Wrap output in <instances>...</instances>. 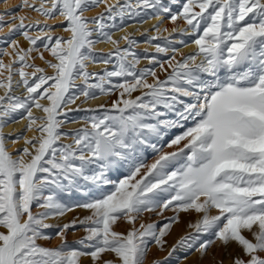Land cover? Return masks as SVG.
Listing matches in <instances>:
<instances>
[{
	"label": "snow or ice",
	"instance_id": "obj_1",
	"mask_svg": "<svg viewBox=\"0 0 264 264\" xmlns=\"http://www.w3.org/2000/svg\"><path fill=\"white\" fill-rule=\"evenodd\" d=\"M126 20L156 21L143 53ZM5 27L0 264H184L216 244L264 264V0H21Z\"/></svg>",
	"mask_w": 264,
	"mask_h": 264
},
{
	"label": "rangeland",
	"instance_id": "obj_2",
	"mask_svg": "<svg viewBox=\"0 0 264 264\" xmlns=\"http://www.w3.org/2000/svg\"><path fill=\"white\" fill-rule=\"evenodd\" d=\"M20 2H21V0H7V3H4L3 0H0V13H3L6 9L14 8L16 5L20 4ZM100 10H102V9H97L96 11H100ZM24 14L25 13H20V15H24ZM29 15L31 16V19H33V20L37 18L35 13H31ZM88 15L89 16L95 15V12H90V13H88ZM132 22H135V21L134 20H126L125 21V25L130 24ZM49 23H52V22L49 21ZM7 31H8V29H7V27H5L4 31L0 32V38L5 37L7 35ZM54 35H67V34L66 33H62V32H56V33H54ZM13 38L18 39L20 41V44H21L22 47H27V43L23 40L22 37L17 35L16 37H13ZM146 38L147 37L140 35L136 39L140 43H143V41ZM183 39L187 43H191V39L192 38L188 37V36H185V37H183ZM0 46H3V45H0ZM177 47L180 48L182 46L181 45H177ZM145 48L144 47H136L135 51L138 52V53H143ZM95 51H97V50L95 49ZM148 51L151 53V52L154 51V49L151 48V49H148ZM97 52H99V51H97ZM45 55L47 57V54H45ZM3 59L5 60V62H7V57H4ZM36 63L38 65H40L41 67H43V65L40 63V61L37 60ZM138 67L143 68L145 66L142 65V66H138ZM101 68H99L97 70L89 68V70L90 71H99ZM48 74H51V70L50 69L48 70ZM77 103H80V102L78 101ZM96 104H98V103H96ZM96 104L93 103V104L84 105V106L82 105V107H92V106H95ZM81 115H83V113H72L71 114V118H76V117H79ZM69 124H71V123H69ZM73 124L74 125L72 127L64 128L63 131L70 132L71 130L79 128L81 126L80 124H77V123H73ZM19 130H17V131H19ZM62 142L67 143L68 141H62ZM17 148H19V147H17ZM171 150L172 149L165 148V151H171ZM146 155H147V162L151 163L153 158H154V154L151 152V150H149ZM34 211H35V209H34ZM86 214L87 213H85L83 210H79L78 209V210H76L74 212L69 213L68 215H66L65 217H63L59 221L51 220V221H49V223H53V224H55V223H63L65 221H67V220H70L74 216H81L82 217V216H84ZM166 215H171V213H166ZM153 219H156V217H153ZM188 219H189L188 216H185V215L182 214L181 215V223L176 225V226H174V228H176V227H180L181 228V230L179 232V236L183 235L187 231V229L185 227V223H186V221ZM127 228H128V225L126 223H124V222H118L117 225L115 226V230H117V231H126ZM76 235L79 236V235H81V233L77 232ZM74 238L75 237H73L71 234H69L68 239H69L70 243L72 242V240ZM173 242L169 243V245H171ZM58 243H59L58 240H53V241H51L49 246H55ZM238 251L239 250L236 248L235 245L230 246L227 249V251H225L218 244H216V245H213V246H211L209 248L207 255L203 259H200L199 254L194 252V251L192 253L188 254V259L184 262V264H220L221 261L223 262V264H231V256L236 254ZM177 254H179V253H177ZM162 255H164V254L163 253H158V252L155 251V249H153L150 252V254H149L148 261H151L153 258H160ZM148 261H146V264H148Z\"/></svg>",
	"mask_w": 264,
	"mask_h": 264
},
{
	"label": "bare ground",
	"instance_id": "obj_3",
	"mask_svg": "<svg viewBox=\"0 0 264 264\" xmlns=\"http://www.w3.org/2000/svg\"><path fill=\"white\" fill-rule=\"evenodd\" d=\"M156 23V21L155 20H150L148 23H145V24H137L136 22H132V23H130V24H133V25H135L134 27H128V32H130V33H133V35L135 36V38H137V37H139L140 36V32H144L145 30H147V29H150L151 28V26L153 25V24H155ZM127 25H129V24H127ZM164 26L165 27H168V28H171L172 27V25L171 24H168L167 22H165V24H164ZM181 26H183L182 25V22H181ZM124 33H120V32H118V33H116V35L113 37L114 39H117V38H119L120 36H122ZM151 34V33H150ZM189 44V47H180V49H181V52L183 53V54H188V53H190L191 51H193V46H191V43H188ZM123 46V45H122ZM138 47H148L147 45H145V44H143V43H139V46ZM109 48H110V46L109 45H106V44H100V45H97L96 46V50L97 51H103V52H107L108 50H109ZM148 49H151V48H148ZM146 64H147V62L145 61V60H142L141 61V64L139 65V66H146ZM101 67H103V65H99V66H95V67H92V66H90V69H95V70H97V69H99V68H101ZM104 99L105 98H101L100 100H98V101H89L87 104H85V105H89V104H93V103H101V102H103L104 101ZM84 106V105H83ZM34 114L35 115H40V113L39 112H35V110H34ZM74 124L73 123H71V124H67L64 128H69V127H72ZM23 127V122L22 123H16V124H12V125H10V127H7V128H5L4 129V132H5V134H7V133H9V132H13V131H17V130H19L20 128H22ZM29 135H31V133H29ZM23 145H22V141H21V143L20 144H18V145H15V146H13V145H9V148H10V150H13L14 148H17V147H22ZM180 230H181V228L180 227H176V228H174L173 229V231H172V234L168 237V243H171V242H173V241H175L177 238H178V236H179V232H180ZM185 253H183V252H180L179 254H177V255H179V256H182V255H184Z\"/></svg>",
	"mask_w": 264,
	"mask_h": 264
}]
</instances>
